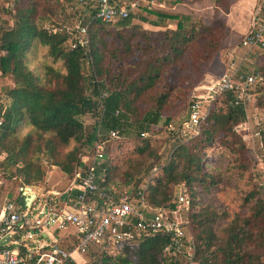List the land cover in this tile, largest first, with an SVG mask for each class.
Masks as SVG:
<instances>
[{
  "label": "trees",
  "instance_id": "obj_1",
  "mask_svg": "<svg viewBox=\"0 0 264 264\" xmlns=\"http://www.w3.org/2000/svg\"><path fill=\"white\" fill-rule=\"evenodd\" d=\"M73 1L15 0L13 16L5 9L11 18L0 25V76L13 83L0 100V205L12 197L11 181L39 185L49 168H59L73 179L86 151L104 142L103 189L145 183L150 206L174 210L181 185L186 187L190 210L183 228L193 255L176 259L165 251L169 237H142L117 255H92L86 264H264V183L256 181L251 161L230 164L225 171L206 162L211 156L246 154L235 132L246 119V105L236 103L233 91L218 96L200 135L188 143L176 138L183 125L165 140L154 131L162 121L171 126L173 117H164L170 99L196 86L223 48L233 3L212 0L225 16L223 23L194 21L187 14L155 11L151 5L112 24L77 12L80 25L88 27V43L72 48L74 36L63 26L74 18L68 14ZM135 20L162 29L151 31ZM193 47L196 53L190 54ZM193 55L196 64L189 67L188 57ZM250 92L260 93L259 106L264 108V87ZM88 116L93 123H85ZM112 132L119 137L112 138ZM261 136L264 146V129ZM124 142L138 145L130 157L121 159ZM169 143L170 149L162 152ZM225 146L230 152L219 151ZM157 168L158 174L146 181ZM234 168L238 174L231 172ZM245 171L250 178L242 189L238 184L236 192L242 194L241 210L232 214L218 202V193L228 190L235 178L242 181ZM248 186L252 189L245 190Z\"/></svg>",
  "mask_w": 264,
  "mask_h": 264
},
{
  "label": "built area",
  "instance_id": "obj_2",
  "mask_svg": "<svg viewBox=\"0 0 264 264\" xmlns=\"http://www.w3.org/2000/svg\"><path fill=\"white\" fill-rule=\"evenodd\" d=\"M152 2L79 0L85 15L105 24L138 14L143 3L153 5ZM256 11L242 40L248 50H264V1ZM66 30L75 36L72 48L87 45L88 27L79 25L75 30ZM236 71H225L211 86L204 87L208 92L198 94L195 90L184 132L197 131L206 119L203 100L211 102L230 91L235 93L236 103L246 105L252 100L251 87L261 84L262 76ZM111 137L118 138L119 133L112 132ZM106 159V144L101 142L83 157V166L65 189L20 184L18 196L6 198L0 206V264H86L92 255L114 256L142 237L158 236L170 238L165 249L169 256L191 257L193 249L188 246L190 241L179 220V207L189 205L187 194L180 193L176 209L171 210L150 206L145 195L147 186L103 189L100 182L107 174L102 167Z\"/></svg>",
  "mask_w": 264,
  "mask_h": 264
},
{
  "label": "rangeland",
  "instance_id": "obj_3",
  "mask_svg": "<svg viewBox=\"0 0 264 264\" xmlns=\"http://www.w3.org/2000/svg\"><path fill=\"white\" fill-rule=\"evenodd\" d=\"M238 0H229L227 1V5L229 3H233L230 5V12L232 11V7ZM264 0H255V5L252 8L253 16L256 14L257 8L263 3ZM172 2H175V0H153V5L151 4V7L155 11H170V12H181L183 14H187L193 17V20L196 21L197 18H203L209 22L213 21H219V22H225V16L224 14L218 12L215 8V3L212 0H202L201 2H192L191 0H183V2L179 5H173ZM160 3H164L165 9L160 7ZM150 3H143L141 7V12H144L142 10L143 7H147ZM9 8L12 12V16L16 14V4L15 0H0V25L5 26L4 22H9L11 15L6 14L5 9ZM85 9L79 4V0L73 1V6L68 10V14H72L74 17L73 19L69 20V23L67 25H64V28L75 30L77 26H79L81 23L76 19V13L77 12H83ZM147 14V13H145ZM228 14V15H229ZM149 15V14H148ZM227 15V17H228ZM247 16V15H246ZM237 19V17H236ZM154 20H156V17H154ZM235 20V19H234ZM226 24L231 30L230 25L228 24V20L226 19ZM135 24H141L144 28H147L151 31H159L160 27L154 25L153 23H141L137 20L134 21ZM10 25H13V21H11ZM147 25V26H146ZM49 28H54L57 30V26L49 25ZM229 37V36H228ZM75 42V36L73 37V41H70V46L73 45ZM226 41L224 42L225 45ZM234 49L231 51L223 52V48L218 53L214 61L209 66V69L205 72V74L200 79L201 81L196 84V86H193L191 89L185 91L184 95L176 94L172 96L170 99V104L166 107V111L164 114V117L172 116L173 122L169 128L165 127L163 124L164 121L161 122V124L155 128L154 131L158 132V137L161 140H165L169 137L170 131L173 133L177 132L179 127H181L188 121L189 118V108H190V100H191V94L195 92V90L199 91L198 94L208 92L204 89V87L211 86V84L217 80L223 73H225V69L227 67H231L232 71L237 70L236 72L238 74H244V75H251L252 73L259 72L262 76L261 84H258L262 87H264V50H261L259 48H253V49H246L242 45V37L239 38V41L234 40ZM193 52L196 53V47H193L190 54ZM195 63L196 64V55L188 57L187 65ZM184 68V64H183ZM224 69V70H223ZM223 70V72H221ZM187 73V72H185ZM192 73V72H191ZM188 74V73H187ZM188 79H184L181 82L186 83ZM12 80L9 78H4L0 76V100L2 97L5 96L7 89L11 87ZM257 85V86H258ZM257 86L252 85L251 89H256ZM258 91V90H257ZM258 94V95H257ZM260 93L257 92L255 95L253 94V98L250 102L246 104V119L243 121H240L239 124L235 128V132L242 139V141L246 145V154L245 155H231L229 158H217L214 156L209 157V159L206 161L208 165H211L213 168H222L224 171L227 168L228 165L232 164L238 165L241 162L246 161V163L250 164V161L252 163V173L255 176L256 181L261 185L264 183V146L262 144V136L261 132L264 129V108L259 106L260 103ZM214 101H206L203 100V111L204 113L207 112L209 114L210 107L213 104ZM208 116V115H207ZM86 124L93 123V119L88 116L84 119ZM155 132V133H157ZM200 135V128L197 131L194 130H185L183 131V128L181 130L180 135L176 136L179 137L181 142L188 143L198 137ZM157 136V135H156ZM121 142V141H119ZM125 144V142H124ZM138 143L130 142L128 144L124 145L123 148V156L121 159H123L125 156L130 157L135 149L137 148ZM171 147L170 143L167 144L161 151L164 152L165 150H169ZM230 152V149H228L226 146L224 148H221L219 150ZM91 150H87L85 154H90ZM122 163V161H121ZM234 164V165H233ZM159 167V166H157ZM208 169V168H207ZM160 168H157L153 171L152 175H149V177L146 178V181H148L150 178H153L155 175L158 174L160 171ZM240 170L237 168H234L231 172L233 174H238ZM211 172L215 173V170L211 169ZM250 178V172L245 171V178L240 181L238 178H235V181H232L230 184V187L228 190L220 191L218 193L219 199L218 202L225 204L229 209L230 213L234 214L235 212H238L241 210L242 206V194H237L239 184L240 189L244 187V184L249 180ZM68 177L59 169V168H49L48 169V175L44 183L35 185L38 188H47L49 189L51 186H56L57 189H64L68 186ZM0 182L3 184V180L0 177ZM136 182V181H135ZM133 182L130 185L123 186L125 189H132L136 187V183ZM20 184L15 183V181H11L9 184V191L17 197V188ZM140 186H147V184L143 183ZM239 189V190H240ZM252 187L248 186L245 187V190H251ZM186 190V187L184 185H181L179 194L184 192ZM179 194H177L179 196ZM177 198V196H176ZM177 199H175V203H177ZM180 214H179V220L183 222L184 224L187 222L188 214L190 210V205H181L179 207ZM137 246V245H135ZM133 253V252H131ZM119 254V253H118Z\"/></svg>",
  "mask_w": 264,
  "mask_h": 264
},
{
  "label": "crops",
  "instance_id": "obj_4",
  "mask_svg": "<svg viewBox=\"0 0 264 264\" xmlns=\"http://www.w3.org/2000/svg\"><path fill=\"white\" fill-rule=\"evenodd\" d=\"M177 5H179V4H177ZM254 5H255V0H239L232 7V11L227 17L228 24L230 25L231 30H230L229 37L227 38L226 43L224 45V48L222 50L224 53L227 51H231L232 49L235 48L234 45H232V43H234V40L239 41V38H241V37L243 40L245 34L248 32V30L252 24V19H253L252 8L254 7ZM160 7L164 8L165 7L164 3H160ZM176 13H181V12H176ZM236 17H237V19H236ZM145 29H147V28H145ZM224 69H225V71L231 70V67H227ZM223 70H221V72H223ZM71 180L68 181V185L71 182ZM50 188L55 189L56 186H51ZM11 194H12V197L9 196L6 198L15 199L16 198L15 194H13V193H11ZM6 198H5V200H6Z\"/></svg>",
  "mask_w": 264,
  "mask_h": 264
},
{
  "label": "water",
  "instance_id": "obj_5",
  "mask_svg": "<svg viewBox=\"0 0 264 264\" xmlns=\"http://www.w3.org/2000/svg\"><path fill=\"white\" fill-rule=\"evenodd\" d=\"M33 198V196L30 198V200Z\"/></svg>",
  "mask_w": 264,
  "mask_h": 264
}]
</instances>
